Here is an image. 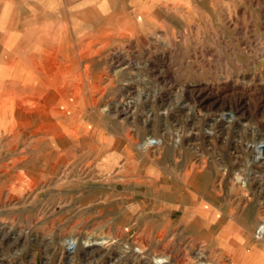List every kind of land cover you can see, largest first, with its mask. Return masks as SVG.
Masks as SVG:
<instances>
[{
	"label": "rangeland",
	"instance_id": "obj_1",
	"mask_svg": "<svg viewBox=\"0 0 264 264\" xmlns=\"http://www.w3.org/2000/svg\"><path fill=\"white\" fill-rule=\"evenodd\" d=\"M41 25L68 31L74 48L78 28L109 36L107 71L158 90L140 99L133 82H115L87 106L89 133L50 143L21 129L18 93L0 87V105L14 107L1 116L18 122L0 134V264H154L166 253L231 264L225 242L264 264V0H0V64L16 87L13 59ZM104 235L101 250L80 248Z\"/></svg>",
	"mask_w": 264,
	"mask_h": 264
},
{
	"label": "bare ground",
	"instance_id": "obj_2",
	"mask_svg": "<svg viewBox=\"0 0 264 264\" xmlns=\"http://www.w3.org/2000/svg\"><path fill=\"white\" fill-rule=\"evenodd\" d=\"M54 14H56V12H54ZM29 34L30 37H32L31 44L27 46L25 40L22 41L21 44L26 46L27 49H25L26 47H24L21 52V56H19V62L16 60L17 62L16 67L18 66L17 74L19 76L18 79L19 102L17 105L20 114L19 125L21 129H25L28 126H33V133L34 135L39 137L38 140H42L50 143H58L65 138L74 139L77 138L78 135L80 134L89 133L92 130V127L86 121L87 106L91 105L92 107L95 108L98 105V97L102 96L106 91L107 87L111 86L115 82H123V81H130L131 83L133 82L135 87L139 88L138 97L140 99L141 98L146 99L149 93L152 92L154 95V93L158 90V86H155V84L152 83L153 81L151 83H147V82L143 83L144 80L141 82L140 79L139 80L132 79L133 77L128 79L129 77L127 78L126 73L123 71L116 70L112 73L107 71V68L109 67L108 65L109 63L107 61L105 52L106 50L109 49L110 46H112V41L110 40V37L107 35L104 37L99 36L92 38L91 35L87 34L86 28H78L73 32L76 38L75 43L77 44V47L74 48L71 46L69 47L67 45L66 38H68V31L57 28L55 29L53 25H41L35 31H31ZM114 59L112 60L115 62ZM155 87H157V89H155ZM87 92L89 94V100L86 99ZM27 98L32 100L33 103H28ZM26 105L27 106L29 105V110L25 107ZM148 106L151 107V104L148 103V105L145 108L141 107L140 111L145 109L147 112L148 109L146 108ZM124 126L127 128L128 126L127 121L124 123ZM3 127H4L3 122L0 121V129ZM143 142H144L143 146L150 145V142L148 143L147 140H144ZM178 149L179 148H177V150ZM113 170L114 167L109 168L107 171L108 174H111ZM257 185L259 186V184ZM200 210L204 212L210 211L209 208L204 205L200 206ZM102 227H104V225ZM263 230L264 227L261 229L260 232H262ZM111 240L112 238L108 237L107 235L95 239L86 238V240L83 242L80 248L86 251H90L92 253L94 251L101 250L103 247L109 244ZM231 245H232L231 242L228 243L225 242V248H224V250L227 251V253H229L228 255L231 260V264H252L253 261L257 258L256 254L254 253L245 254L241 245L239 244L234 245L235 250H230V248L232 247ZM76 246H78L76 240H70L68 244L66 243V245H64L69 255L71 253L74 254L76 252L77 250ZM124 248L129 249V246ZM126 249L122 248V250H126ZM129 251L130 252L126 256H129V254H131L132 252L131 249ZM153 259L155 260L154 264L176 263L173 262L172 258L167 256V253L166 255L154 256ZM198 264H208V263L203 260Z\"/></svg>",
	"mask_w": 264,
	"mask_h": 264
},
{
	"label": "crops",
	"instance_id": "obj_3",
	"mask_svg": "<svg viewBox=\"0 0 264 264\" xmlns=\"http://www.w3.org/2000/svg\"><path fill=\"white\" fill-rule=\"evenodd\" d=\"M2 7L3 6H1V8ZM4 40H5V38H4ZM16 60H17L16 58L13 59V61H16ZM3 68H5V67L1 66V64H0V80H1L0 82H2V85L0 87H1L2 92H4V93L10 92V93H13V95H16V93L19 94V88L14 86V84H13V82H15L14 79L12 77H10V79L7 80V78H8L7 74H6L7 71L5 72V69H3ZM9 108L10 109L14 108L12 106V102L7 103V102L3 101L2 104L0 105V113L2 110L9 109ZM0 121L3 122V126H4L3 128L0 129V134L7 132L10 125L18 123L16 118H14L12 116L3 117V116H1V114H0Z\"/></svg>",
	"mask_w": 264,
	"mask_h": 264
}]
</instances>
